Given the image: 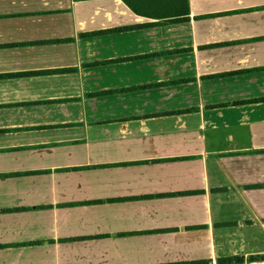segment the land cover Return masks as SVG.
<instances>
[{
    "label": "crops",
    "instance_id": "obj_1",
    "mask_svg": "<svg viewBox=\"0 0 264 264\" xmlns=\"http://www.w3.org/2000/svg\"><path fill=\"white\" fill-rule=\"evenodd\" d=\"M155 21L0 0V264H216L224 229L264 235V0Z\"/></svg>",
    "mask_w": 264,
    "mask_h": 264
},
{
    "label": "trees",
    "instance_id": "obj_2",
    "mask_svg": "<svg viewBox=\"0 0 264 264\" xmlns=\"http://www.w3.org/2000/svg\"><path fill=\"white\" fill-rule=\"evenodd\" d=\"M136 15L156 20V24L182 22L188 16V0H121ZM123 29V28H121ZM118 30V29H117ZM91 33L88 35H93ZM185 192V194H194ZM95 203V202H92ZM10 210H3L8 212ZM264 259V255H250L246 259L241 256L220 257L216 264H241L244 261ZM209 261L199 260L192 262L169 263V264H208Z\"/></svg>",
    "mask_w": 264,
    "mask_h": 264
},
{
    "label": "rangeland",
    "instance_id": "obj_3",
    "mask_svg": "<svg viewBox=\"0 0 264 264\" xmlns=\"http://www.w3.org/2000/svg\"><path fill=\"white\" fill-rule=\"evenodd\" d=\"M246 222L242 224V228L238 230L239 235V243L238 245L234 246L233 241H228L226 239L227 234L232 235L237 232L234 228H229L223 230V239L221 242V250L224 255L221 257H233V256H240V255H232L233 253H240L244 259H246L250 255H264V235H261L262 230L260 228H250L246 226ZM264 233V230H263ZM226 234V235H225ZM251 234L254 238H251ZM228 253V254H227ZM231 253V254H230ZM258 253V254H257Z\"/></svg>",
    "mask_w": 264,
    "mask_h": 264
},
{
    "label": "built area",
    "instance_id": "obj_4",
    "mask_svg": "<svg viewBox=\"0 0 264 264\" xmlns=\"http://www.w3.org/2000/svg\"><path fill=\"white\" fill-rule=\"evenodd\" d=\"M241 264H264V259H258L253 261H244Z\"/></svg>",
    "mask_w": 264,
    "mask_h": 264
}]
</instances>
